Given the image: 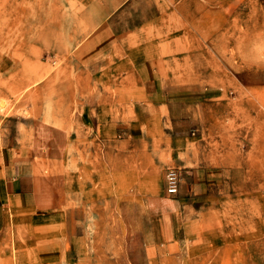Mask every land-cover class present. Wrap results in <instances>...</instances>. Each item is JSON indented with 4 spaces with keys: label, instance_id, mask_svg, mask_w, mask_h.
<instances>
[{
    "label": "rangeland",
    "instance_id": "1",
    "mask_svg": "<svg viewBox=\"0 0 264 264\" xmlns=\"http://www.w3.org/2000/svg\"><path fill=\"white\" fill-rule=\"evenodd\" d=\"M40 120L0 264H264V0H0V160Z\"/></svg>",
    "mask_w": 264,
    "mask_h": 264
},
{
    "label": "crops",
    "instance_id": "2",
    "mask_svg": "<svg viewBox=\"0 0 264 264\" xmlns=\"http://www.w3.org/2000/svg\"><path fill=\"white\" fill-rule=\"evenodd\" d=\"M29 128L31 137L28 138V156H24L23 150L18 153L16 150L11 151L10 149L1 156L0 204L10 205L13 203L15 206L18 203L28 202L27 206L47 214V223L49 224L55 222L54 215H50V212L53 213L55 210V203L53 198L47 197V202H42L40 205L41 198L37 194L38 184L32 178L34 174L32 171H34L38 159L59 160L62 158L60 156H65L69 139L64 128L44 120L34 121L29 125ZM60 129L64 130L60 132ZM166 212L169 213L170 219L176 223L177 211L168 209ZM9 221L8 217H0V225L9 224ZM175 235H177L176 231L173 230L171 234H166L163 237L167 247L175 246L176 243L173 241V238H176Z\"/></svg>",
    "mask_w": 264,
    "mask_h": 264
},
{
    "label": "built area",
    "instance_id": "3",
    "mask_svg": "<svg viewBox=\"0 0 264 264\" xmlns=\"http://www.w3.org/2000/svg\"><path fill=\"white\" fill-rule=\"evenodd\" d=\"M165 179L168 193H178L181 182L179 171L175 168H170L165 175Z\"/></svg>",
    "mask_w": 264,
    "mask_h": 264
}]
</instances>
